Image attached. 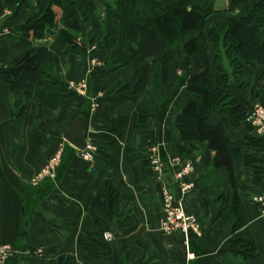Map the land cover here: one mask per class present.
I'll return each mask as SVG.
<instances>
[{
  "label": "crops",
  "instance_id": "obj_1",
  "mask_svg": "<svg viewBox=\"0 0 264 264\" xmlns=\"http://www.w3.org/2000/svg\"><path fill=\"white\" fill-rule=\"evenodd\" d=\"M259 1L239 5L237 11L241 13L243 6L253 7ZM84 2L93 8L96 3H113V0ZM34 3L28 2L15 12L0 0V240L16 248L0 264H55L62 255L74 256L76 264H264V219L253 200L254 195L264 190V135L250 130L248 122L228 131L231 141L243 144L242 157L234 162L241 197L239 210L243 215V224L237 230L235 219L222 217L223 205L218 202L220 194L227 197L234 194L227 171L221 170L218 179L211 183L212 180L205 178L206 165L202 160L206 143L180 140L176 120L187 98L184 81L204 69L201 60L193 56L187 65L182 58L172 62L170 83L163 89L162 102L140 130L138 104L120 101L118 93L122 84L133 82L138 65L117 70L108 68L106 60L119 34L112 37L110 48L102 49L98 43H92L104 22L103 13H94L90 18L91 27L79 39V51L64 54L58 26L55 35L50 34L46 40L50 49L60 56L53 69L56 82L65 92L59 107L52 109L41 103L34 91L11 90L2 78V72L9 69L11 62L32 48L17 33L33 17L30 9ZM68 8L67 0L62 6H53L58 14L56 22L65 24L61 28L71 27L75 21L62 22ZM215 8L218 14H224L228 0H216ZM139 41L140 37L126 49L128 56L136 51ZM212 44L208 45V55L215 72L216 52ZM94 60L97 62L93 63ZM243 72L242 80L233 84L231 92L249 113L258 101L264 103V65L255 70L245 67ZM84 80L87 82L85 93H79L76 85ZM253 85L257 86V93L250 89ZM27 93L31 94L28 109L20 118L16 116V105L25 100ZM84 109L88 113L85 139H97L113 122L128 120L117 133L118 144L110 147L115 169L100 154L88 161L64 139ZM224 118L227 116L215 114L210 122L217 125ZM248 137L262 142L251 147L247 145ZM98 145L101 149L102 144ZM128 147L137 153L133 162L129 161ZM57 153L61 155V162L56 177L34 184L33 179ZM252 154L262 171L260 184L254 182L255 171L244 164L245 158ZM154 158L164 162L165 169L159 171ZM178 158L181 161L175 163ZM188 162H193L196 170L183 181L195 187L183 193L177 174ZM107 179L119 190L121 202L108 213L106 231L113 233V239L105 241L107 251H101L94 258L79 245V240L88 213L93 210L102 217L99 206ZM166 188L197 220L198 230L189 237L188 243L182 231L169 235L163 231ZM236 237L253 241L259 259L244 258L245 249L233 244Z\"/></svg>",
  "mask_w": 264,
  "mask_h": 264
},
{
  "label": "trees",
  "instance_id": "obj_2",
  "mask_svg": "<svg viewBox=\"0 0 264 264\" xmlns=\"http://www.w3.org/2000/svg\"><path fill=\"white\" fill-rule=\"evenodd\" d=\"M63 1L4 0V4L15 12L28 2L35 3L30 9L33 17L17 33L32 48L14 59L9 69L2 72V78L11 90L34 91L39 101L52 109L59 107L65 98V92L56 82L53 69L60 56L50 49L46 40L49 38L48 29L55 28L53 6H62ZM67 1L69 8L65 20L75 21L71 29L62 28L58 33L62 37L64 54L81 49L79 34L90 24L92 14L103 13V28L91 42L98 43L102 49L110 48L112 37L119 34L117 44L106 60L108 68L117 70L130 64L138 65L133 82L122 84L118 93L120 101L138 104L140 130L144 129L145 122L162 102L163 89L170 83L172 62L182 58L187 65L193 56L201 60L204 69L184 81L187 98L177 116L176 125L181 141L206 143L202 160L206 165L207 180L214 183L221 170L227 171L234 194L227 197L222 193L218 196V202L223 205L222 217L235 219L234 228L239 229L243 224V215L239 210L241 197L234 162L242 157L243 144L231 141L228 131L247 122L249 113L231 90L234 83L242 80L245 67L255 70L264 65V0L241 14H234L237 7L248 4L251 0H228L226 12L232 16L227 21L211 19L219 13L215 8V0H113V3H96L93 8L87 7L84 0ZM208 23L212 25L209 29ZM138 37L140 41L136 51L128 56L126 49ZM209 43H213L216 49L215 72L208 55ZM30 97L31 94L27 93L25 100L16 105V116H24ZM141 97L144 99L139 103ZM215 114H223L227 118L213 125L210 119ZM127 123V119L113 122L111 127L100 133L99 138L94 139L96 143L102 144L99 154L114 169L110 147L118 144L117 133ZM248 127L250 130L254 129L251 124ZM261 142L262 140L253 137L247 139V145L251 147L258 146ZM127 150L129 161L133 162L137 153L130 147ZM257 163L258 159L253 154L244 160L245 166L255 171V184H260L262 171ZM120 202L119 190L111 179H107L102 188L99 206L102 217L95 211H90L85 218L83 234L79 240V245L91 257L97 258L101 251H107L102 234L109 228L107 220L110 209ZM233 244L245 249L244 258L259 259L258 249L253 241L236 237ZM55 264H76V259L71 255H62Z\"/></svg>",
  "mask_w": 264,
  "mask_h": 264
},
{
  "label": "built area",
  "instance_id": "obj_3",
  "mask_svg": "<svg viewBox=\"0 0 264 264\" xmlns=\"http://www.w3.org/2000/svg\"><path fill=\"white\" fill-rule=\"evenodd\" d=\"M97 61L94 60L93 63ZM73 86L74 83H72ZM87 86L86 80L82 81L79 85H76V90L79 93H85ZM95 107V104L92 105ZM247 122L253 125V128L259 135H264V108L256 105L254 109L249 113ZM86 147L84 150L79 151L80 154L88 161H93L97 155H99V145L95 142L93 137L85 139ZM181 160L178 158L174 162L179 163ZM61 155L57 153L49 159L45 167L36 175L33 179L34 184H38L47 177L55 178L57 175L58 167L60 166ZM153 163L159 171L165 169V163L158 158L153 159ZM196 170V165L193 162H188L182 170L177 174L178 180H180V187L183 193H187L192 190L195 185L193 183H186L183 181L186 175ZM253 200L259 206L262 218L264 219V190L254 195ZM198 223L196 218L189 214L181 201H177L169 188L164 191L163 199V220L162 228L167 235L173 234L176 231H182L185 234L186 242H189V232L193 233L198 230ZM103 241L113 239V233L111 231H105L102 234ZM16 251V248L10 244L3 243L0 240V263L6 262L10 256Z\"/></svg>",
  "mask_w": 264,
  "mask_h": 264
},
{
  "label": "water",
  "instance_id": "obj_4",
  "mask_svg": "<svg viewBox=\"0 0 264 264\" xmlns=\"http://www.w3.org/2000/svg\"><path fill=\"white\" fill-rule=\"evenodd\" d=\"M47 32L54 36V31H52L51 29H48ZM87 120L88 113L86 110H84L81 112L80 116L72 122L71 126L64 134V139L79 151L84 150L86 147L84 125ZM192 235L193 232L190 231L189 237H192ZM115 237L118 238L119 234H115Z\"/></svg>",
  "mask_w": 264,
  "mask_h": 264
},
{
  "label": "rangeland",
  "instance_id": "obj_5",
  "mask_svg": "<svg viewBox=\"0 0 264 264\" xmlns=\"http://www.w3.org/2000/svg\"><path fill=\"white\" fill-rule=\"evenodd\" d=\"M205 0H202V2H204ZM216 1V0H215ZM100 8H101V6H100ZM248 8H250V6L249 7H247V6H243V8H242V11H241V13H243V11L245 10V9H248ZM102 11V10H101ZM98 12H100V10L98 11ZM240 12H238L237 10H236V12L234 13V14H241ZM36 14V13H35ZM57 15L58 14H56V12H55V28L53 29H51L52 31H54V35H55V30H56V27L58 26L59 27V30L57 31L58 33L60 32V30L62 29L61 27H60V25H64L65 26V24L63 23V24H58V22H56V17H57ZM231 16H232V14L231 13H229V12H224V14H216V15H214L211 19H217V20H220V21H227L229 18H231ZM62 22H65V17L64 16H62ZM210 19V20H211ZM36 20H37V17H36ZM69 24V23H68ZM68 24H67V26H68ZM211 24H212V20H211ZM210 23H208V25H207V29H209L212 25H211ZM91 27V25L89 24L88 25V27H85L84 28V30L82 31V33H80L79 34V36H78V40L80 39V37H84L86 34H85V32L87 31V29H89ZM72 28V25H71V27H69L68 26V28H66V29H71ZM207 29H206V31H207ZM88 32V31H87ZM49 34V33H48ZM88 34V33H87ZM50 35V34H49ZM212 48L213 49H215V45L214 44H212ZM215 52H216V49H215ZM213 54V53H212ZM260 71H261V69H260ZM256 73H260L259 71H256ZM246 82V81H245ZM251 86H252V84H251ZM246 87V86H245ZM250 87V85L249 86H247V89ZM250 89H252V92L254 93H257V86L256 85H253V87H251ZM256 105H259V106H262L263 108H264V103L262 102V101H258V103H256L255 105H254V107L256 106ZM254 107H253V109H254ZM252 109V110H253ZM251 110V111H252ZM250 111V112H251ZM249 112V113H250ZM248 124H250L249 122H248ZM252 127H253V125H252ZM254 131H255V129H253Z\"/></svg>",
  "mask_w": 264,
  "mask_h": 264
}]
</instances>
